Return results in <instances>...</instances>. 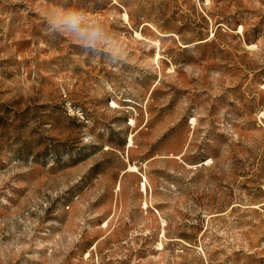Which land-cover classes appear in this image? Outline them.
<instances>
[{
    "label": "rangeland",
    "instance_id": "obj_1",
    "mask_svg": "<svg viewBox=\"0 0 264 264\" xmlns=\"http://www.w3.org/2000/svg\"><path fill=\"white\" fill-rule=\"evenodd\" d=\"M0 264H264V0H0Z\"/></svg>",
    "mask_w": 264,
    "mask_h": 264
},
{
    "label": "clouds",
    "instance_id": "obj_2",
    "mask_svg": "<svg viewBox=\"0 0 264 264\" xmlns=\"http://www.w3.org/2000/svg\"><path fill=\"white\" fill-rule=\"evenodd\" d=\"M49 33L70 38L85 52L116 60L119 42L104 23L84 9L56 4L44 16Z\"/></svg>",
    "mask_w": 264,
    "mask_h": 264
}]
</instances>
